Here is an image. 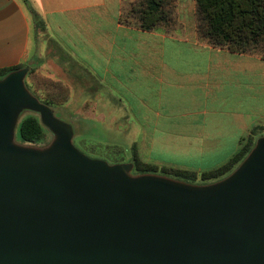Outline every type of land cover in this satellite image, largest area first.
Listing matches in <instances>:
<instances>
[{
  "label": "water",
  "instance_id": "95a60500",
  "mask_svg": "<svg viewBox=\"0 0 264 264\" xmlns=\"http://www.w3.org/2000/svg\"><path fill=\"white\" fill-rule=\"evenodd\" d=\"M0 78V264H264V135L225 177L191 184L91 158L70 121ZM23 111L52 134L22 144Z\"/></svg>",
  "mask_w": 264,
  "mask_h": 264
},
{
  "label": "crops",
  "instance_id": "0c3cea01",
  "mask_svg": "<svg viewBox=\"0 0 264 264\" xmlns=\"http://www.w3.org/2000/svg\"><path fill=\"white\" fill-rule=\"evenodd\" d=\"M135 1L0 0V68L33 63L66 88L57 108L88 115L116 104V125L145 162L197 173L223 165L242 139L264 135V55L202 40L195 0H174L172 31L122 21Z\"/></svg>",
  "mask_w": 264,
  "mask_h": 264
},
{
  "label": "trees",
  "instance_id": "16d2710c",
  "mask_svg": "<svg viewBox=\"0 0 264 264\" xmlns=\"http://www.w3.org/2000/svg\"><path fill=\"white\" fill-rule=\"evenodd\" d=\"M195 4L197 31L202 40L210 45L226 48L234 52H255L264 55V0H195ZM175 8L174 0H136L129 7H123L120 19L126 22H134L143 30H153L164 26L169 31H172L178 25L175 19ZM29 10L33 16L35 27L43 29V21L37 12L31 6H29ZM22 67L16 65L0 68V78ZM31 73L32 68L30 66L25 77L26 87L41 102L57 110V104L64 103L66 99V88L64 87L61 92L62 85L53 82L48 77L39 75L36 79L37 81L32 82L30 79L29 82H32L34 86L32 88L27 81V76ZM53 85L55 86L53 91L44 90L46 86L52 87ZM44 92L49 93L45 94ZM53 93L57 95L58 99H60L59 101L52 100L49 94ZM61 93H63V98ZM51 137L52 134L41 123L37 113L23 111L20 114L15 129L17 142L44 146L49 143ZM257 138L249 135L242 139L238 151L223 165L201 173L164 166L157 167L155 164L144 162L137 157L134 144L132 145L133 155L127 162L133 164L131 170L133 174L157 173L161 171L163 174L199 179L204 182H214L225 177L238 166L254 146ZM120 162H123V160L120 159Z\"/></svg>",
  "mask_w": 264,
  "mask_h": 264
},
{
  "label": "rangeland",
  "instance_id": "374dc122",
  "mask_svg": "<svg viewBox=\"0 0 264 264\" xmlns=\"http://www.w3.org/2000/svg\"><path fill=\"white\" fill-rule=\"evenodd\" d=\"M37 30L38 31L36 32H38V36L40 35L41 38H43L45 36L41 33L43 29L37 28ZM31 68L32 73L27 76L28 82L30 79L32 82L35 81L38 75L41 76L40 72L37 71V68L33 63ZM32 82L29 83L31 87L34 88ZM63 88L64 86L62 85V88L60 89L61 92L63 91ZM54 89L55 86L53 85L52 87L46 86L44 90L53 91ZM44 93L48 94L49 92ZM49 96L53 101L57 102V100H60L54 93L49 94ZM61 97L63 98V93H61ZM61 105H63V103L57 104V106ZM100 108L96 111H89L88 115L87 111L79 109L69 111L64 108H58L54 111L55 115L63 120L71 121L73 119L72 124L74 127V136L72 142L82 153L91 158L105 160L109 164L119 163L120 159L123 160V162H127L133 155V134L128 131V127L116 125V104L113 105L109 103L108 105H102ZM100 115H104V118L99 119L98 116ZM142 156L143 152L137 151V157L144 161ZM157 167L161 166L157 165ZM156 174L166 175L191 184L209 183L199 179L184 178L166 173L163 174L161 171Z\"/></svg>",
  "mask_w": 264,
  "mask_h": 264
}]
</instances>
